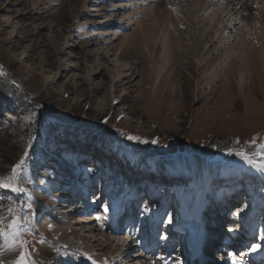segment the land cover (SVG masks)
<instances>
[{
    "label": "rangeland",
    "instance_id": "1",
    "mask_svg": "<svg viewBox=\"0 0 264 264\" xmlns=\"http://www.w3.org/2000/svg\"><path fill=\"white\" fill-rule=\"evenodd\" d=\"M262 30L264 0H0V217L35 264H179L196 190L264 235V157L227 152L264 141Z\"/></svg>",
    "mask_w": 264,
    "mask_h": 264
},
{
    "label": "snow or ice",
    "instance_id": "2",
    "mask_svg": "<svg viewBox=\"0 0 264 264\" xmlns=\"http://www.w3.org/2000/svg\"><path fill=\"white\" fill-rule=\"evenodd\" d=\"M126 138L128 140L136 141L139 143H148V141L143 140L139 136L127 135ZM151 143L155 144L157 143V141L152 140ZM236 143H239V141H236ZM253 143H255V138H253ZM227 152L229 155H237L241 159H244L246 161L250 159V156L264 157V141H262L259 145H256L255 151H253L252 153H248L243 149L235 150L232 148H229ZM27 162L28 154L27 152H25L19 163L13 166L11 175L0 177V190L16 193H22L25 191L23 186H21V184L19 183V177L27 167ZM102 207L104 209V212L107 213L112 208V205L106 204ZM8 211L9 215L11 216V219L9 221L6 222L3 217H0V239H3L5 244L8 245L9 251L15 252L18 248L19 255L16 257V259L11 261L0 260V264H35V262L29 258V253L25 251L27 241L21 238L22 233L24 232V228L22 226L24 224V221H22L18 215L13 214V208H9ZM168 222L171 223V218H169ZM0 248H2V246H0Z\"/></svg>",
    "mask_w": 264,
    "mask_h": 264
},
{
    "label": "bare ground",
    "instance_id": "3",
    "mask_svg": "<svg viewBox=\"0 0 264 264\" xmlns=\"http://www.w3.org/2000/svg\"><path fill=\"white\" fill-rule=\"evenodd\" d=\"M234 4V3H233ZM236 4V3H235ZM138 11V10H137ZM134 12V11H133ZM132 13H129V15H131ZM127 18H128V16H127ZM130 18V17H129ZM120 21V20H119ZM110 23V22H109ZM128 25H130L129 23H128ZM126 27H127V24H125V27L123 28V29H126ZM253 29H254V27H253ZM254 32H255V29L253 30ZM257 31H258V29H257ZM263 31V30H262ZM217 33V32H216ZM219 34V33H218ZM263 34H264V31H263ZM162 36V35H161ZM167 38V37H166ZM216 38V37H215ZM158 41V40H157ZM168 41V40H167ZM163 44V43H162ZM164 45V44H163ZM165 47V46H164ZM163 48V47H162ZM148 49H146V51H147ZM146 53H148V51L146 52ZM241 53V52H240ZM237 54V53H236ZM241 55H243V54H241ZM148 56H149V58H152V52H149L148 53ZM240 57V56H239ZM243 60V59H242ZM245 62V61H244ZM159 77H160V69H159V67L158 66H152V68L150 69V73H149V78H151V79H153V81H154V84L153 85H155L156 83H157V81L159 80ZM192 171H193V168H191L190 169V172L192 173ZM212 176H210V178H211ZM210 180H214L213 178H211ZM198 199V198H197ZM193 206L194 205H189V211L187 212V215H188V219H189V222H190V224H191V226L194 224V222L196 221V223H197V225L195 226V228H192V230L190 231L191 232V235H192V238L194 237H196L197 235H198V233L199 234H201V238L203 239V240H205V242H207V249H206V247H205V250H204V252L208 255V258H209V261L208 262H206V261H204L203 262V264H212L213 262L211 261V263H210V256H212V250H213V244H215V240H216V230H217V228H216V230L215 231H213V229H215V228H212V230H211V227H209V228H205V226H204V218H201V213H200V208H199V210H198V208H197V211L198 212H196V208L194 209L193 208ZM195 212V213H194ZM81 219V218H80ZM201 220V221H200ZM231 224V229L229 230V235L230 234H232L231 232H234L235 231V228L234 227H236L237 228V226L235 225V221H233L232 223H230ZM203 225V226H202ZM194 226V225H193ZM212 227H214V226H212ZM215 236V237H214ZM193 238V239H194ZM106 239V238H105ZM102 240V239H101ZM107 241V240H106ZM106 241H104V242H106ZM101 243V242H100ZM107 243H109V242H107ZM103 244V249L106 247V246H108L107 244H104V243H101L100 245H102ZM257 245V244H256ZM97 247V246H96ZM91 249V248H90ZM248 249H250V248H244V251L245 250H248ZM223 259L224 258H222V257H220L219 259H217V261H218V263L217 264H219V262L220 263H222L223 262ZM238 260H240V259H238ZM238 260H235V261H233L232 262V264H237V262H239ZM241 264V263H240Z\"/></svg>",
    "mask_w": 264,
    "mask_h": 264
}]
</instances>
